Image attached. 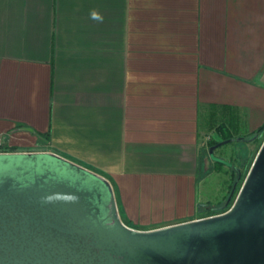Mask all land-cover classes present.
Wrapping results in <instances>:
<instances>
[{"label": "crops", "instance_id": "1", "mask_svg": "<svg viewBox=\"0 0 264 264\" xmlns=\"http://www.w3.org/2000/svg\"><path fill=\"white\" fill-rule=\"evenodd\" d=\"M263 123L264 0H0V141L102 175L132 228L197 219L205 134Z\"/></svg>", "mask_w": 264, "mask_h": 264}, {"label": "water", "instance_id": "2", "mask_svg": "<svg viewBox=\"0 0 264 264\" xmlns=\"http://www.w3.org/2000/svg\"><path fill=\"white\" fill-rule=\"evenodd\" d=\"M3 165L0 264H264V142L228 210L149 230L122 221L102 175L58 153H0Z\"/></svg>", "mask_w": 264, "mask_h": 264}, {"label": "rangeland", "instance_id": "3", "mask_svg": "<svg viewBox=\"0 0 264 264\" xmlns=\"http://www.w3.org/2000/svg\"><path fill=\"white\" fill-rule=\"evenodd\" d=\"M205 136L209 137L207 140L209 141L211 138L219 139L221 135L218 133L216 125L212 124ZM247 138L250 136L248 135ZM263 142L264 134L258 139L256 138L254 142L237 139L227 142L213 151H210L209 148L206 149L204 155L206 159L210 155V165L209 167L204 165L200 169L199 196L205 200H211L215 206H223L230 194L231 187L239 178L233 193H231L233 195L232 206ZM3 145L4 143L1 142L0 151L9 150V146ZM35 149L44 150L41 147ZM8 170L9 168L3 165L0 168V175L8 173Z\"/></svg>", "mask_w": 264, "mask_h": 264}, {"label": "trees", "instance_id": "4", "mask_svg": "<svg viewBox=\"0 0 264 264\" xmlns=\"http://www.w3.org/2000/svg\"><path fill=\"white\" fill-rule=\"evenodd\" d=\"M218 130H219L218 133L221 135L220 139L211 138L208 141L209 148L212 147L213 145L219 143L220 141H222L224 139H228V138H235V140L238 139V140H242V141L256 140V138L258 139L262 134H264V123L260 127H258L256 130H254L252 133L249 134L250 138H247L248 135L239 136V137H232L229 133H227L225 131V129L223 127H220ZM41 135L43 137L47 138V139L49 138V133H41ZM3 146L7 147V145H5V144ZM9 148L14 149L15 147L9 146ZM238 180H239V178H238ZM238 180L235 183H237ZM231 193H232V188L230 190V194H229L225 204L223 206H220V207L215 206V205H213L210 202L199 203L198 207H197V216H198V218L199 217L200 218L201 217H207V216H210V215H215V214L224 212L227 209H229V207L231 206V203H232V198H233V195Z\"/></svg>", "mask_w": 264, "mask_h": 264}, {"label": "clouds", "instance_id": "5", "mask_svg": "<svg viewBox=\"0 0 264 264\" xmlns=\"http://www.w3.org/2000/svg\"><path fill=\"white\" fill-rule=\"evenodd\" d=\"M89 18L93 21H96L98 23H102L104 21V16L101 14V12L93 9L89 13Z\"/></svg>", "mask_w": 264, "mask_h": 264}, {"label": "flooded vegetation", "instance_id": "6", "mask_svg": "<svg viewBox=\"0 0 264 264\" xmlns=\"http://www.w3.org/2000/svg\"><path fill=\"white\" fill-rule=\"evenodd\" d=\"M12 147H15V146H12ZM22 152L24 153V152H34V151H31V150H19L17 147H15L14 149L9 148V150H6V151H0V153H22ZM235 185H236V183L234 184L233 187H231L232 188V193L234 191Z\"/></svg>", "mask_w": 264, "mask_h": 264}]
</instances>
